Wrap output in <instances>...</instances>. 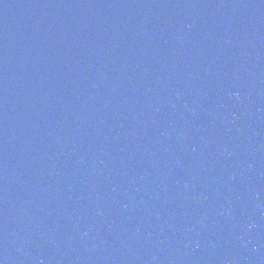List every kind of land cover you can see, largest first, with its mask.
Here are the masks:
<instances>
[{
  "label": "water",
  "instance_id": "water-1",
  "mask_svg": "<svg viewBox=\"0 0 264 264\" xmlns=\"http://www.w3.org/2000/svg\"><path fill=\"white\" fill-rule=\"evenodd\" d=\"M0 264H264V0H0Z\"/></svg>",
  "mask_w": 264,
  "mask_h": 264
}]
</instances>
